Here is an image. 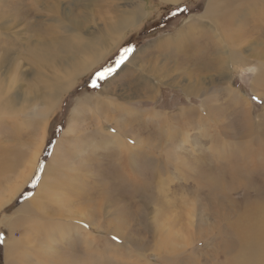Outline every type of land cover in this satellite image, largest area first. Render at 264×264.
I'll return each mask as SVG.
<instances>
[{
    "label": "rangeland",
    "instance_id": "374dc122",
    "mask_svg": "<svg viewBox=\"0 0 264 264\" xmlns=\"http://www.w3.org/2000/svg\"><path fill=\"white\" fill-rule=\"evenodd\" d=\"M69 1L76 4L70 10L75 9L84 19L91 11L94 16L95 11L96 17L100 16L97 17L98 20H101L105 17V11L110 16L116 12L120 15L122 7L118 4H124L127 0H79L84 5L89 3V10L80 8L84 5H78V0H0V21L16 23L11 30L0 26L3 74L11 77L32 74L35 67V70L39 69L30 60V50L32 51L35 40L38 39L37 33L33 32L42 29L41 24L58 23L59 20L52 18L53 14L48 6L55 2L66 5ZM210 1L136 0L144 7L143 11H146L141 24L126 29L120 41L110 48L115 51L106 57L110 54L109 50L88 73L80 75L77 82L66 90L67 93H62L61 102L58 99L52 106L50 126L56 123L58 132L52 144L49 143V131L43 137V129L38 126L37 118L26 114L14 117L5 114L0 107V201L13 189L18 191V181L30 172L33 161L31 158H35L43 145V138L45 140L41 155L35 159L31 175L24 184L20 183V186L23 185L16 197L10 203H0V240L4 264L7 263L3 244L5 237L8 240L12 235L20 234H26V238L32 235L42 236L44 239L53 236L56 247L53 261L49 257L44 259V256L41 257L43 260L37 261L36 255L29 253L31 249L28 246H24V254L21 252L22 242L17 255H14L17 264H21L23 258L26 260L24 264L233 262L230 260L238 253L240 243L234 226H238L240 222L247 223L246 218H240L253 207L256 210L260 207L261 210L257 211L264 215V168L261 170L264 166V20L260 19L264 8L261 0H251L250 5L246 4L247 0H241L242 3L240 0H225L226 7L216 15L225 16L233 11L231 20L235 22L228 28L225 24V27H219L213 23L215 32L214 26L197 24L202 30L201 34H197L196 30L194 44L202 47V51H197V47L192 45V56L185 51L175 55L172 51L177 44H172L166 59L182 61L180 66L187 67L194 59L197 66L195 71L192 66L190 74H182L181 71L173 74L176 81L173 84L157 78L144 80L146 86L153 80L156 82L151 98H147L148 93L142 88L144 85H140V80L136 79L139 70L134 69V65H128L134 54L140 56L138 65H145L149 59L146 57L152 54L150 51L156 49L160 41L166 42L168 36H177L191 17L205 14ZM240 3L243 7H238ZM182 5H187V14L175 17L167 29L153 32L142 39L138 46L131 48L127 59L119 67L116 64L115 71L102 86L90 91L86 89L93 86L91 74L102 66L104 68L105 61L118 52L126 37L132 38L131 34L147 27L170 8ZM258 21L259 24L256 25ZM13 36L15 42L10 41ZM174 36L172 38L177 42L181 40ZM232 49L239 51L236 55H241V62L245 66L235 64L236 57L233 58L230 54ZM143 51L147 54L145 58L141 56ZM188 83L192 86L186 90ZM129 88H140L136 92L137 96L130 99L138 102L137 104L127 103L123 95L119 94L121 90L131 93ZM98 92L105 100L113 99L126 105V113L132 115L126 116L124 111L119 113L115 108L106 111L109 116L120 117L122 122L132 120V130L127 137L130 150L115 145L110 147L109 141H106L107 136L103 141L99 139L102 136L100 131L105 129L107 133L108 127H111L110 120L100 129L99 125L94 124L99 118L92 111L85 115L92 116L95 120L90 121L88 117L81 115L70 123L78 98ZM27 110L31 115L32 107ZM158 118L162 120L159 121ZM73 123H80L83 127L79 126L80 130L76 132L79 134L66 135L67 127ZM71 135L73 136L70 137ZM74 136L76 137L72 139ZM62 144L65 149L61 151ZM46 146L48 147L44 153ZM57 148L63 154L60 155L63 162L52 167L58 171L53 169L48 176L46 167L52 163L54 156L57 157ZM23 151L29 152V155L22 154ZM19 153L25 160L17 155ZM43 154L45 160L39 165ZM254 169H257L256 172ZM43 181L47 186L39 200L41 206L32 210L27 217L21 218L22 214L17 215V210L42 188ZM54 184L58 186L55 197H49V187ZM26 188H33V191L17 206H11ZM11 223L16 227L12 232ZM68 225L77 229L70 228V232L64 235L63 230ZM77 236H80L79 240L75 238ZM74 241L80 247L78 248V244L74 245L77 248L72 253L71 245Z\"/></svg>",
    "mask_w": 264,
    "mask_h": 264
},
{
    "label": "bare ground",
    "instance_id": "6f19581e",
    "mask_svg": "<svg viewBox=\"0 0 264 264\" xmlns=\"http://www.w3.org/2000/svg\"><path fill=\"white\" fill-rule=\"evenodd\" d=\"M124 1H126V0H124ZM170 1L176 2L179 0H170ZM100 2H102V1H100ZM103 2H104V0H103ZM225 2H226L225 0H211L205 14H201V15H198L196 17H191L188 21L189 23L187 22L186 24H184L183 28H181V30L177 33V36L173 35L176 38H181L180 41L177 42L175 39L172 38L173 36L172 37L168 36L166 38V42H163L164 40L160 41L157 44L158 45L157 48L150 51V53H152V54L149 55V57H146L147 56V54H145L146 50L143 51L141 56L143 58H145V57L149 58L145 62V65H138V62L140 60V56H139V54L138 55L134 54V56L129 60L128 65H134V67H135L134 69L139 70V72L137 73L139 75H136V79L140 80L139 84L144 85V82H143L144 80H146V79L150 80V79H156V78L159 79L160 81L162 80L164 82H167L168 84L169 83L173 84V83H176L175 77L173 76V74H179L178 73L179 71H181L182 74H190V72H192L191 71L192 66H193L194 71H195V68L197 66V62L194 59H192L193 63L191 61L189 62V67H187L185 65L180 66L182 61L175 62L172 58L166 59L168 50L171 48L172 44L175 43V44H177V46L175 45L177 48L175 47V50L172 51L175 53V55L179 54L181 52L183 53V51H185L186 53L188 52V54L192 56L193 53L191 54V49H194V47L195 48L197 47L196 48V49H198L197 51H202V47H199V45L194 44V38H195L194 35L196 33V30H198L197 34H199L200 30H202L197 26V24L200 23L203 25L207 24L206 26H214L213 25V23H214L218 26L220 25L223 27H225L224 26V24H225L227 27L231 23L235 22V20L234 21L231 20L233 11L229 12L226 8H225V10H227L229 13L225 14V16L216 15L217 13L222 12L220 10H222L223 7H226ZM242 2L243 1H241V3ZM249 2H251V0H247L246 4L250 5ZM61 3L62 2H60V3L55 2V3H52L50 6H48V10L53 14L52 18L59 20L56 25L53 23H49V24L43 26V24H41L42 29L39 28L37 31H34V32L32 31L34 34L37 33L36 35H38V39H36L35 40L36 43H34L35 45L37 44V46L35 47V45H34L32 51L30 50V56L32 57V58H30V60L33 61L32 65H38L39 69L35 70L36 67L33 68L34 67L33 66L32 67L33 68L32 74H19L16 76L7 77L5 74H3L4 71H2L3 67L1 64L2 60H0V73L2 72L0 74V94H1L0 95V107H2L4 109L5 114H11V116H14V117H21L22 114H26L28 116L37 118L38 126L43 129V131H42L43 137L49 131L50 118H51V114H52V113L50 114V112H51V109L54 108L52 106L54 105V103L58 99L61 102L62 93L63 92L67 93L66 90H68L69 87H71L75 82H77L76 80L78 79V77L80 75L84 74L85 72L88 73L90 71V68L93 65H95L97 62H99L101 60V58L106 53L109 52L111 46H113L117 41L118 42L120 41V37H122V34L125 32L126 29H128L131 26H136V25L141 24L140 21L142 20V18L145 15V12H146V11L145 12L143 11L144 7L142 8V6L140 4H138L136 2V0H127L126 2H124V4L120 3L122 6H120V4H118L119 7H122V12L120 15H117L116 14L117 12H116L114 15L112 14V16H110V14L107 15V11L104 12L103 10H101V12L105 13V17L103 16L104 18H102V16H101L102 19L98 20L97 17L99 15L96 17L95 11H94V16H92L93 11H91L88 13V15L84 19L83 16L76 13L75 9L70 10L71 8L76 7V4H74L75 2L72 3V1H69L66 5H64L65 3H62V4ZM85 3H87V2H85ZM241 3L238 4V7L242 6ZM260 3L264 8V0H261ZM43 5H45V3H43ZM43 5H40V6H43ZM78 5H84V3L80 2V4H78ZM105 5H106V3H105ZM253 7H254V5H253ZM46 8H47V6H46ZM80 8H83L84 10L85 9L89 10L91 8V5H89V3H87L84 5V7L80 6ZM256 8H255V10H256ZM260 8H261V6H260ZM258 14H259V12H258ZM0 15H2V14H0ZM233 19H234V17H233ZM260 19L264 20L263 12L260 15ZM256 20H258V19H256ZM239 22H240V20H239ZM28 23L31 24L30 22H28ZM247 23H249V22H247ZM15 24L16 23L13 24V22L10 23V21H5V20L0 21V26L2 28H4L5 30H11L15 26ZM238 24H236V25H238ZM257 24H259V21L256 22V25ZM247 26L248 25H246V27ZM261 26H263V25L261 24ZM24 27H25V25H24ZM32 29H33V27H32ZM215 31H216V29L214 26L213 32H215ZM30 32H31V30H30ZM42 32L44 34H42ZM225 32H229V31H225ZM200 34H201V32H200ZM212 36H213V34H212ZM213 37H215V36H213ZM218 40H216V41L218 42ZM10 41L15 42V36H13V39H10ZM185 42H186V44H185ZM166 43H168V44L166 45ZM219 45H220V43H219ZM186 46H187V48H185ZM233 49L231 50V53L230 52L229 53L232 54L233 58L236 57V59L234 60L235 64L237 63V65L239 67L245 66L246 64L241 62V55H236V53L239 51L235 52V51H233ZM240 49H241V47H240ZM114 51H115V49L110 50V54H108L106 57L110 56ZM28 53L29 52L26 53L27 56H29ZM198 53H200V52H198ZM240 53H241V51H240ZM188 54H187V56H188ZM170 55L172 56V54H170ZM187 56H186V58H187ZM208 56H209V53H208ZM248 57H249V54H248ZM189 58H190V56H189ZM202 59H203V57H202ZM172 60L174 62H172ZM169 61H171V62H169ZM6 82H7V84H6ZM190 83L187 84L188 87H187V89L185 88L186 90L190 89L189 87L192 86ZM148 84L149 85H147V86L144 85V87H142V88L144 89L145 93H148L147 98H151L153 96V93H154L153 90L155 89L156 82H155V80H153V81H151V83H148ZM128 90H130L132 92L128 93V91H124V90L122 91L121 90V92L119 94L123 95V98H125L127 100L126 101L127 103L137 104L138 102L130 101V99L132 97L137 96L136 92H139L138 90H140V88H136V90L129 88ZM143 95H141V96H143ZM144 97H145V95H144ZM18 105H20V106H18ZM16 106H17V108H16ZM31 107H32L31 115H29V112L27 109L31 108ZM110 108H115L117 110V112H119V113L121 111H124V113L128 112V111H126V109H127L126 105L124 106L120 103H117L113 99L105 100L104 97H101L99 92L97 94H95V93L90 94V95L87 94L86 96L78 98V100H77V102L74 105L73 110H72L73 112L71 114L72 117H71L70 123L72 124V120L79 118L81 115H84L86 118L88 117L90 121L95 120V119H93L92 116H86L85 115V114H90L92 111L95 114V116L99 118L98 121L94 122V124L99 125L100 129L102 128V126L107 125L108 122H106V121L110 120L109 123H110L111 127H108L109 130H107V133H105V129H102L100 131L102 136L99 139L103 141L105 136H107L108 138L106 139V141H109L110 147H111V145H115V147L118 146V147H121V148L126 149L128 151L131 149V145L129 144L127 137L129 136L128 133L130 132V130H132V127H130V126H133V125H131L132 120L127 119V121L122 122V121H120V119H121L120 117L118 118L117 116H111V115L109 116L106 113V111H108ZM193 111H194V109H193ZM154 112H157V111L154 110ZM26 115H23V116L25 117ZM127 115L130 117L132 116L129 113H126V116ZM138 115H140V113ZM103 117L105 119H103ZM31 119H33V118H31ZM143 120H144V118H143ZM158 120H159V118H158ZM160 120H162V119H160ZM143 123H144V121H143ZM88 125H89V123H88ZM79 126H81V128L83 127L80 123H73V125H70L69 127H67V129H66L67 131L65 134L67 135L68 133H76L77 130H80ZM38 129H40V128H38ZM76 134H79V133H76ZM72 136L73 135H71L70 137H72ZM43 137H41V138H43ZM75 137L76 136H74L72 139H74ZM15 138H16V136H15ZM142 139H144V138H142ZM44 141L45 140L43 138V141H42L43 145L41 144L42 146L41 147L39 146L40 149L37 151L35 158H31L29 156V158H31V160L33 159L32 164L30 166L31 170L33 169V166L35 165V159H37V157H39V155H41L40 153L43 149V146L45 143ZM135 141H137V139ZM144 141H147V139H145ZM75 142L77 143V141H75ZM61 146H62L61 147V151H62V149L65 147V145L62 144ZM97 146H99V145H97ZM10 149H13V148H10ZM115 150H117V149L115 148ZM56 151H57V157L54 156L52 163L48 162L49 164L46 167V174L48 176H50V173L54 169V168L52 169V167H55L56 164L63 162L62 157H61L63 154L61 155L59 153L60 149L57 148ZM102 151H104V150H102ZM9 152H11V151H9ZM227 152H228V148H227ZM20 153L17 155L24 157ZM24 153H27V152L23 151L22 154H24ZM107 153H108V151H107ZM145 153H147V152H145ZM222 153H224V152H222ZM12 157H13V155H12ZM18 158H19V156H18ZM23 160H25V157L23 158ZM23 162L25 163V161H23ZM17 163H19V162H17ZM261 163H262V161H261ZM110 165H111V163H110ZM112 165H114V164H112ZM89 168H90V166H89ZM263 168H264V166H262L261 170ZM14 169H16V168H14ZM31 170L29 173L25 174V176L21 179L20 182L18 181L19 189L16 188L18 191L16 192V190L13 189L10 192V194H8L6 196L4 195L5 197L0 201V203H4V204L10 203L16 197V195L19 192V190L21 189L22 185L25 183V181L31 175V172H32ZM54 170L58 171V169H54ZM256 170L254 169L253 171L256 172ZM21 182H23V184L20 186ZM54 185L49 187V192H48L49 197H55L58 186H56V185L54 186ZM46 186H47V183H45L43 181L42 188H40L36 192V194L29 200L28 203H26L27 201L24 202L26 204L21 206L17 210V212H16L17 215L22 214L21 218H25L29 215V213L32 210L38 209L39 206H41V202L39 200H40ZM6 192H8V191H6ZM258 209H260V207ZM257 210L255 207H253L251 210H248L240 218V219L246 218L247 223L240 222V223H238L239 224L238 226H234V229L237 231V234H238L237 236H236V234L234 236H236V238L238 239V241L240 243L238 246V248H239L238 253H235L236 255H234L232 257V260H230V261H233L231 264H264V215L262 212L257 211ZM38 212H39V210H38ZM15 222H16V220H15ZM67 227L68 228L63 230L64 235L65 234L67 235L70 232V228H76L77 229V227L71 226V225H68ZM14 228H16L15 224L11 223L10 231L11 230L15 231ZM236 238H235V240H236ZM21 244H22V241H20L19 238H17L14 235H12V237H10V239H8L6 241V243H5V249H6L5 253H6V258H7L6 264H17V259H14V255L21 248ZM42 249H44V248H42ZM50 249L51 248L40 252V249L36 248V250L39 252L38 254L40 257H43V256L46 258L49 257V259L55 256L53 253L51 254ZM16 258H17V256H16Z\"/></svg>",
    "mask_w": 264,
    "mask_h": 264
},
{
    "label": "trees",
    "instance_id": "16d2710c",
    "mask_svg": "<svg viewBox=\"0 0 264 264\" xmlns=\"http://www.w3.org/2000/svg\"><path fill=\"white\" fill-rule=\"evenodd\" d=\"M188 12L189 11L187 10V5H182L180 7L173 8V9L170 8L169 11L165 12L164 14H162L160 18H158L155 21L150 22L147 25V27L142 28V30H140L137 33L135 32L136 34L135 33L131 34L130 36L132 38H130L129 36L126 37L124 42L119 47L118 52L114 53L111 57H109L105 61L106 63L104 64V68L102 66L96 72H93L91 74V79L93 80L92 84H94V82H95V84L98 85V86H95V87L94 86H89L86 89L88 91H90V90L96 89L97 87H100V86H102L104 84V82L107 80V78L109 76H106L104 79H100L99 76L97 75V73L103 72L105 69H108V68H114L115 69L117 61L122 56L125 55V53L123 51L125 48H134V47L138 46L140 41H142V39H144L145 37L150 36L153 32L164 31L165 29H167V26L170 24V22L175 19V17L181 16L182 14L183 15L187 14ZM114 56H115V58H114ZM67 108H68V106H67ZM56 127H57L56 123H54V124L52 123L51 126H50V130H49V141L50 142L49 143H51V142L53 143V141L58 136V132L56 131ZM48 146H49V144H48ZM48 146H46V149H45L44 153L46 152ZM44 155L45 154H43L40 157L39 165L43 164V162H44L43 160H45ZM32 191H33V188H31V189L26 188V190H24V192H22L16 198V200L11 204V206L12 205H16L17 203H19L23 198H25L27 196V194H30ZM0 264H4L2 243H0Z\"/></svg>",
    "mask_w": 264,
    "mask_h": 264
},
{
    "label": "crops",
    "instance_id": "0c3cea01",
    "mask_svg": "<svg viewBox=\"0 0 264 264\" xmlns=\"http://www.w3.org/2000/svg\"><path fill=\"white\" fill-rule=\"evenodd\" d=\"M17 205H18V203L16 204V206ZM14 236H16L17 238H19V240L23 242V247L21 249V252L24 254L23 248H26L24 246H28V248L31 249V250H29V253L35 254L36 255L35 256V259L37 261H40V260H43V259L39 256V254H38L39 252L36 250V248L37 249L39 248L41 251H44V250H47V249L51 248L50 249V252H51V254L52 253L54 254V250H55V247H56L55 246L56 245L55 244L56 239H54L53 236L46 237V239H44V237L38 236V235H32L29 238H26V236H27L26 234H20L19 236L18 235H14ZM75 238L79 240L80 239V236H77ZM6 240L7 239L5 237L4 242H3V244H4V254L6 252V249H5V241ZM58 242H60V241H58ZM77 244H78V248H79L80 247V244L77 243V241H74V243L71 245V247H72V253H75L77 246H74V245H77ZM29 246H31V247H29ZM42 248H44V249H42ZM5 258H6V256H5ZM45 258L46 257H44V259ZM50 259H51V261H53L52 258H50ZM25 262H26V260H25V258H23V260L21 261V264H24Z\"/></svg>",
    "mask_w": 264,
    "mask_h": 264
},
{
    "label": "snow or ice",
    "instance_id": "6c2138e0",
    "mask_svg": "<svg viewBox=\"0 0 264 264\" xmlns=\"http://www.w3.org/2000/svg\"><path fill=\"white\" fill-rule=\"evenodd\" d=\"M123 51H124L125 55L122 56L117 61V67H119V65L122 64L124 62V60L127 59V54L130 53L132 51V49L131 48H125ZM114 71H115L114 68H108V69H105L103 72L97 73V75L99 76L100 79H104L106 76L112 75V73ZM93 86L95 87V86H98V85H96L95 82H94ZM254 99H256V98L254 97ZM0 235H2V234H0ZM0 243H2V240H0Z\"/></svg>",
    "mask_w": 264,
    "mask_h": 264
}]
</instances>
